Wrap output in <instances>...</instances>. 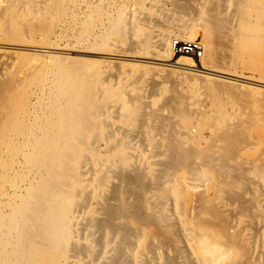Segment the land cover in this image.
<instances>
[{
  "label": "bare ground",
  "instance_id": "bare-ground-1",
  "mask_svg": "<svg viewBox=\"0 0 264 264\" xmlns=\"http://www.w3.org/2000/svg\"><path fill=\"white\" fill-rule=\"evenodd\" d=\"M35 1L38 0L25 3L31 6ZM42 1L53 6L61 38L69 29L70 35L81 41V34L89 35L91 29L98 28L108 36L122 39L132 29V35L141 38L133 39L131 45L156 46L174 67L210 76L203 81L214 84L218 80L214 76L223 72L214 64L221 56L218 53L219 46H223L220 38L225 32L224 23H230L232 18L224 11V0L203 4L194 24L202 28L200 42L205 50V56L198 58L174 54L170 47L172 35L196 38L195 26H189L186 20L165 13L167 23L156 35L140 28L142 19L156 23L153 13L157 0H130L135 10L145 7L142 18L134 15L125 0L112 6L107 0ZM229 3L234 12L245 8L235 0ZM14 18L8 22L16 27ZM52 58L46 64L45 76L33 85L0 84V264H264V188L260 187L262 182L257 187L255 178L250 176L251 172L257 175L260 168L255 167L258 157L251 156L249 147L253 137L264 139L262 131L256 136L251 133L249 139L245 135L248 126L244 130L240 121L230 124L225 114L220 117L213 112L203 113L197 124L209 128L212 135L202 145L201 137L186 131L193 120L183 94L176 97L174 107L170 105L176 122L159 121L153 125L150 118H158L159 110L144 113L141 92L126 93L109 86L104 73L108 61L73 58L76 62L67 67L66 57ZM132 71L139 76H152L151 69ZM158 75L163 81L190 85L201 77L182 70ZM119 83L122 87L121 79ZM110 101L116 103L120 119L129 121L127 128L119 127L146 132V137L150 130L162 132L159 140L150 142L162 154L153 162L159 168L151 172L150 179L162 182L169 170H190L192 162L210 165L216 173L213 196L196 195L186 210L178 205L167 207L166 197L159 194L153 201L144 199L141 188L150 184L141 180L140 165L124 167L128 162L124 137L116 140L112 159L101 158L106 147L107 125L103 116ZM100 141L102 146L98 145ZM244 141L247 143L243 145ZM261 163L264 167V161ZM245 164L250 168H244ZM147 227L152 229L145 232Z\"/></svg>",
  "mask_w": 264,
  "mask_h": 264
},
{
  "label": "rangeland",
  "instance_id": "rangeland-1",
  "mask_svg": "<svg viewBox=\"0 0 264 264\" xmlns=\"http://www.w3.org/2000/svg\"><path fill=\"white\" fill-rule=\"evenodd\" d=\"M107 1H110L108 3L110 6H112L120 3L123 0ZM125 1L129 5L132 3L130 0ZM214 1L215 0H174L173 2V0H157V5H155L156 9L153 13V16L155 15L157 17L156 23L154 22L155 20H151V22H149L145 21V19H142L144 22H142V24L139 26L144 30L150 29L151 35L154 36L160 29L164 28V23H167V18L165 15L166 13L173 16L176 15L184 22L187 21L186 23H188L189 26L194 27L198 22L197 19H199V13L204 8L203 4H211ZM224 1L226 4L224 6V11L227 13L228 17H232L233 20L231 18L229 19L230 23H228V21H225L224 23L225 32L222 33L223 36L221 35L222 37L220 38L222 39L220 40V44L223 43V46H219L220 53H218V57L220 56L219 54H221V56L216 59L217 63L215 61L214 64L219 70L223 72H219L221 75H215L214 77L218 79L216 82H218L211 84L210 82L205 81V77H210L205 73L174 67L172 65L173 62L167 60L166 56L163 57L162 54H160L162 51H159L158 47L156 46L148 48L142 47L141 45H138V43H133L131 45L133 39L138 41L141 38L139 35H132V29L130 31L128 30V34H126L125 37H122V39L115 36H108L105 34V32L99 31L98 28H94L95 31H93L94 29H91L89 35L86 33L81 34L84 36V38L82 37L81 41H78L74 36L72 37L69 33V29L66 30L65 37L61 38L59 37L60 24L55 22V12L53 10V6L50 7V4L44 5L42 0H38L35 1V3H33L31 6H27L25 3L26 0H0V84H2V86H6L7 84L17 85L22 82H26L30 85H33L38 79L45 76L44 73L46 71L45 69L47 62L49 63L51 58L56 56L66 57L64 63L67 67H70L76 62L73 60V58H79L87 62H91L93 60L108 61L106 67H104V73L107 74L106 77L109 86H117L126 93H132L135 91L141 92V101L144 103L143 112L152 114V110H159L160 117L158 116V118H155L157 116L152 115V119L150 118V122H152L153 125L158 124L159 121L164 123H168L169 120L176 122L177 117L172 112L173 108L171 110V106L174 107L176 105V97L179 94H183L186 96L185 101L187 106L189 108L191 107L190 110L192 113L190 112V118L193 120L188 126H186V131L194 137H201L202 145L205 143L204 140L211 137L212 135V132L209 128H202L197 124L200 122V114L202 115L203 113L213 112L220 117L225 114L227 116L226 122L230 124H232L233 121H240L244 124V130L247 128L246 126H248L247 130H245L248 131V133L245 132V135L246 137H249V139L253 133V136H256L259 131H262L264 135V0H254L256 2H253V0H235L243 4L245 7L240 12H234L233 9H231L232 7L229 6V2L231 0ZM250 2H253L255 5ZM176 3L181 5L180 7L182 8L180 9ZM187 3H190V5H187ZM141 7L140 9L135 10V7L131 4L129 8L135 16L138 17L139 15L142 18L143 14H145L144 12H146V9L144 6L143 9ZM140 12L143 13L140 14ZM11 15L13 17H11ZM39 15L42 16L40 17ZM9 18H14L15 21L17 20L16 27H14L12 23L8 22ZM233 24L234 26H232ZM145 25H148V27ZM262 30L263 33H261ZM194 34L198 39L201 38V26L198 25L194 27ZM225 34L226 38L224 36ZM106 35L108 36L107 38L105 37ZM256 35L257 37L253 38V36ZM91 36L94 37L92 38ZM173 37L175 36L172 35L170 37L169 43ZM223 39L224 42H222ZM247 41L250 42L247 43ZM235 46L237 47L236 49ZM221 47L224 50H221ZM100 48L103 49L101 51H104V53L95 52L99 51ZM178 55L180 56L183 54ZM203 56H205L204 48L202 57ZM232 59L234 60V63L231 62ZM145 68L151 69L152 76L144 73L139 76V73H136V71L133 73L132 71L135 69L141 71ZM167 70H182L187 73L198 74L201 77L199 80L194 81L192 85L187 82H176V84L171 80L167 81L168 79L163 81V79L159 77L158 74L165 73ZM232 75L245 77V79L247 78L249 81L243 82L239 80L240 78L234 77ZM226 76H232V78ZM120 79L123 83L122 87L124 88L121 87L122 84H117ZM203 79L205 80L203 81ZM153 82L156 85L153 84ZM173 85L177 90L173 89ZM170 95L174 97V100L172 97H170ZM164 97L167 98L168 101ZM165 101H167V103ZM161 102L164 103L161 104ZM192 107L194 110H192ZM218 107H221L223 111ZM105 110L106 112L104 113L103 118L105 120V126L107 125L105 127L106 147L104 153L101 155V158L103 160L112 159L114 148L117 147L116 140L120 137H124L128 144V162L124 165V167L130 168L134 164L140 165L143 172L141 180L143 181L145 179L143 182L148 181V184L151 185L141 188V196L144 199L153 201L154 198L159 194L166 197L167 207L178 205L182 208L185 207L184 209L186 210V208L188 209L187 205L189 203L191 204L196 195L202 193L204 195L213 196L215 192L213 183L215 182L214 178L216 177V173H214L215 169L210 165H199L197 164L198 162H192V170L187 168L189 171H186V168L181 167L178 168L179 170L175 168L177 171H175V169L169 170L164 176L163 181L158 183H156L153 179H150V177H152L151 172L159 168V165L153 162L162 156L158 150L159 148L153 147L150 145V142H156V139L159 140V133L162 132L150 130L147 131L148 133L146 137V132L144 133L142 131L140 133V131H135V129L132 131L127 129L125 130L124 128L119 127V125H123L125 128H127L129 126H127L129 121L120 119L118 116L119 109H117L116 103L110 101L107 104ZM159 118L162 119L160 120ZM143 129L146 130L144 127ZM251 142L252 144L249 143V147L252 148L251 156L253 158L258 157L255 167L260 168L261 173L259 172L257 175H255V173L251 172L250 176L252 179L255 178L253 180L257 182V187L258 185L260 186L259 183L262 182L260 187L264 188V185H262L264 182V167L261 163L264 161V152H262L264 147V139L261 140L253 137ZM246 143L247 142L244 141L243 145ZM103 144L104 143L102 141L98 143L100 146ZM94 146H97V144H94ZM115 163L119 164L118 162ZM249 166V164H245L244 168L248 169L250 168ZM169 180H173V182H169ZM157 184L161 186H158ZM176 191L180 193H177ZM151 193L152 195H150ZM221 195L224 196L223 194ZM178 197L180 198L178 199ZM173 201H177V203L174 204ZM179 203H181V205ZM219 208L221 209L222 206ZM151 229L152 228L147 227L145 232H149Z\"/></svg>",
  "mask_w": 264,
  "mask_h": 264
},
{
  "label": "built area",
  "instance_id": "built-area-1",
  "mask_svg": "<svg viewBox=\"0 0 264 264\" xmlns=\"http://www.w3.org/2000/svg\"><path fill=\"white\" fill-rule=\"evenodd\" d=\"M170 47L174 54L184 53L197 58L203 54L202 44L197 37L195 39L173 37L170 41Z\"/></svg>",
  "mask_w": 264,
  "mask_h": 264
}]
</instances>
